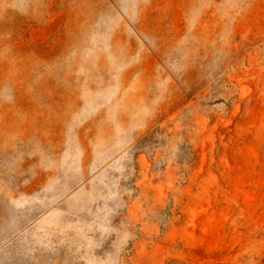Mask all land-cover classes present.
Returning <instances> with one entry per match:
<instances>
[{"label":"rangeland","instance_id":"1","mask_svg":"<svg viewBox=\"0 0 264 264\" xmlns=\"http://www.w3.org/2000/svg\"><path fill=\"white\" fill-rule=\"evenodd\" d=\"M0 264H264V0H0Z\"/></svg>","mask_w":264,"mask_h":264}]
</instances>
